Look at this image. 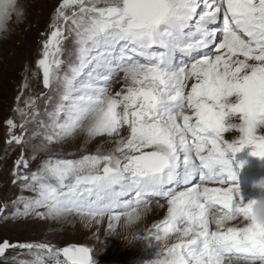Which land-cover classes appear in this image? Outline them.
Segmentation results:
<instances>
[{"label": "snow or ice", "instance_id": "snow-or-ice-1", "mask_svg": "<svg viewBox=\"0 0 264 264\" xmlns=\"http://www.w3.org/2000/svg\"><path fill=\"white\" fill-rule=\"evenodd\" d=\"M11 7L12 0H0V29L7 25ZM73 7L78 11H65ZM221 19L222 26L215 27ZM51 27L38 61L49 89L43 98L53 105L45 111L50 123L37 120L34 99L25 100L27 110L16 109L22 123L6 121V143L23 150L29 142L23 135L29 117L44 128L47 143L34 146L37 150H47L48 144L77 130L89 138H120L109 153L49 157L27 174L19 171L29 168L22 152L13 183L19 181L22 190L36 195L13 201V215L75 213L97 223L107 216L111 229L121 219L129 225L137 222L149 198L162 197L167 215L153 225L151 238L157 243L152 246L159 250L152 264H264V226L249 223L254 201L240 197L234 181L242 165L234 168L233 163L235 154L249 145L250 155L264 158V135L257 134L264 130V0H63ZM53 45L55 54L66 52L69 59L50 60ZM178 53L188 62L176 63ZM62 63L67 71L61 76ZM119 73L124 86L112 94L109 88ZM17 127L21 135L13 131ZM229 130L238 138L225 139ZM174 183L187 187L174 191ZM128 193H134L131 200L119 199ZM142 206L146 211L134 213ZM214 211L218 215L213 217ZM237 219L244 222L242 227L221 230ZM210 224L216 230L210 231ZM170 232L177 233L178 242L169 246ZM9 247L16 245L0 244V254ZM19 247L36 250L30 264H44L45 249L55 264H61L55 259L60 253L63 264H94L85 246Z\"/></svg>", "mask_w": 264, "mask_h": 264}, {"label": "rangeland", "instance_id": "rangeland-1", "mask_svg": "<svg viewBox=\"0 0 264 264\" xmlns=\"http://www.w3.org/2000/svg\"><path fill=\"white\" fill-rule=\"evenodd\" d=\"M62 2L63 0H36V5L32 7L24 2L26 5L25 19L20 24L13 23L11 34L6 39L0 40V207L7 204L4 212L0 213V244L8 241L10 245H16V247L5 249V252L0 254V264H30L36 258V250L21 248L19 245L40 243L54 246V250L68 246L88 247L91 249L94 264L114 262L115 264H152V261L157 258L155 253L159 249L152 246L157 242L151 238V233L155 231L153 225L159 224L167 215V200L147 203V211L137 222L126 227L121 219L119 222L114 221L111 229L108 227L107 216L99 218V223H97L96 220L88 221L75 213L46 218L13 215L16 211L12 207L13 201L20 197L32 198L36 195L35 192L22 190L19 181L13 183L16 161L21 158L22 152L24 158L29 162V168L20 167L19 171L21 174H27L30 171H36L41 162L49 157L79 159L84 155L109 153L116 147V141L120 138L107 134L89 138L85 132L77 130L73 136L48 144L47 150H37L34 146L40 145L42 142L47 143L42 135L44 128L38 127L37 122L32 121L29 117L27 131L23 133L29 142L24 145L23 150L20 145L6 143L10 139L6 121L11 118L17 125L22 123L16 109L19 107L27 110L24 104L25 100L34 99L39 110L37 120H42L45 124L50 123L45 111H51L53 105L46 103L43 98L49 94V89L43 85V70L38 66V61L43 58V44L49 39L51 31L54 30L51 27L53 18L56 9ZM65 11L71 14L72 11H78V9L73 7ZM70 40L71 38H69ZM69 41L64 43L68 48H72ZM51 51L54 55L49 57L50 60L67 61L69 59L66 52L55 54V45L52 46ZM71 59L75 60V56L73 55ZM88 70L89 68H86L82 75L86 77ZM66 71L67 64L62 63L59 75H64ZM122 76L123 73H119L113 80L109 88L112 94L120 91L124 86ZM191 83V80L187 82V91L190 90ZM25 84L27 87H24ZM52 94L55 98V93ZM17 97L20 99L18 100ZM13 131L17 135H21L19 127ZM33 132L41 134L33 136ZM122 134L126 135L127 133L122 130ZM257 134L264 135V130L258 129ZM238 135L235 130L223 133V137L227 140L236 139ZM151 150L144 149V151ZM252 151L253 148L250 145L241 150L247 154ZM54 154H59V156ZM33 155L35 159H32ZM115 155L119 156L120 154L115 153ZM182 157L181 154L180 160ZM117 187L114 186V189ZM260 195L258 191L250 187L245 192H241L240 197L247 202ZM18 207L23 211L22 203ZM37 211L45 210L37 209ZM243 224L244 222L240 219L228 221L225 228L221 230H226L227 227H242ZM209 227L210 231L216 230L214 224H210ZM150 239L151 244L149 243ZM166 242L169 246L177 243V233L170 232ZM42 258L44 264H55V260L49 259L46 249ZM55 259L61 261V264L65 261L62 253ZM233 264H248V262L233 261Z\"/></svg>", "mask_w": 264, "mask_h": 264}, {"label": "clouds", "instance_id": "clouds-1", "mask_svg": "<svg viewBox=\"0 0 264 264\" xmlns=\"http://www.w3.org/2000/svg\"><path fill=\"white\" fill-rule=\"evenodd\" d=\"M17 12H19V16H17ZM26 16V5L23 0H12V7L10 9V16L7 22V25L0 29V40L6 39L8 35L12 32V24H20L23 22ZM253 189L258 191L261 195L255 199H251L254 201L251 205V209L249 212V223H255L257 225L264 226V179L255 182L252 185ZM146 211V206H142L141 208H136L134 213H140L141 210ZM211 215L214 217L218 215L217 212H212ZM131 225V224H130ZM129 224H125V226H130ZM167 243V242H165Z\"/></svg>", "mask_w": 264, "mask_h": 264}, {"label": "bare ground", "instance_id": "bare-ground-1", "mask_svg": "<svg viewBox=\"0 0 264 264\" xmlns=\"http://www.w3.org/2000/svg\"><path fill=\"white\" fill-rule=\"evenodd\" d=\"M26 4H29L30 7L36 5V0H25ZM35 13V12H34ZM13 39V38H12ZM11 39V40H12Z\"/></svg>", "mask_w": 264, "mask_h": 264}, {"label": "water", "instance_id": "water-1", "mask_svg": "<svg viewBox=\"0 0 264 264\" xmlns=\"http://www.w3.org/2000/svg\"><path fill=\"white\" fill-rule=\"evenodd\" d=\"M68 247H72V246H68ZM111 264H115V263H111Z\"/></svg>", "mask_w": 264, "mask_h": 264}, {"label": "trees", "instance_id": "trees-1", "mask_svg": "<svg viewBox=\"0 0 264 264\" xmlns=\"http://www.w3.org/2000/svg\"><path fill=\"white\" fill-rule=\"evenodd\" d=\"M2 258H4V257H2ZM1 259V258H0ZM13 262V261H12Z\"/></svg>", "mask_w": 264, "mask_h": 264}]
</instances>
